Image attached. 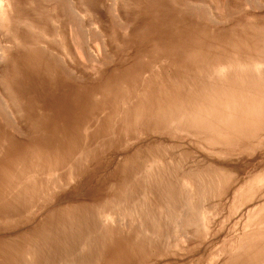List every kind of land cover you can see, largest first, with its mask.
I'll return each instance as SVG.
<instances>
[{"label": "rangeland", "instance_id": "rangeland-1", "mask_svg": "<svg viewBox=\"0 0 264 264\" xmlns=\"http://www.w3.org/2000/svg\"><path fill=\"white\" fill-rule=\"evenodd\" d=\"M0 264H264V0H0Z\"/></svg>", "mask_w": 264, "mask_h": 264}]
</instances>
